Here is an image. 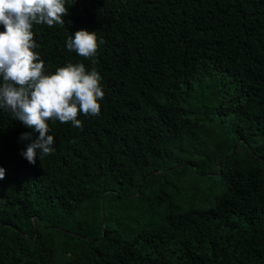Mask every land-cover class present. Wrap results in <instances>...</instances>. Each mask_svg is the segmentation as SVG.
<instances>
[{"label": "trees", "instance_id": "trees-1", "mask_svg": "<svg viewBox=\"0 0 264 264\" xmlns=\"http://www.w3.org/2000/svg\"><path fill=\"white\" fill-rule=\"evenodd\" d=\"M66 6L35 51L96 67L101 112L48 121L30 164L0 109V264H264V0ZM81 27L105 41L94 65L66 48Z\"/></svg>", "mask_w": 264, "mask_h": 264}, {"label": "clouds", "instance_id": "clouds-1", "mask_svg": "<svg viewBox=\"0 0 264 264\" xmlns=\"http://www.w3.org/2000/svg\"><path fill=\"white\" fill-rule=\"evenodd\" d=\"M67 0H0V109L9 111L29 132L20 139L29 141L21 155L35 164L36 158L55 151V138L48 121L70 122L83 129L79 114L98 116L105 93L103 77L96 67L68 61L55 71L46 68L40 45L34 38L33 25L49 27L64 24ZM97 32L81 27L67 37L66 48L85 60H92L104 44ZM38 150V151H37ZM5 170L0 167V181Z\"/></svg>", "mask_w": 264, "mask_h": 264}]
</instances>
